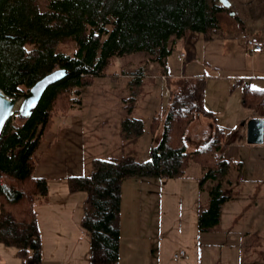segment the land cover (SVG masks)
<instances>
[{
	"label": "trees",
	"instance_id": "obj_1",
	"mask_svg": "<svg viewBox=\"0 0 264 264\" xmlns=\"http://www.w3.org/2000/svg\"><path fill=\"white\" fill-rule=\"evenodd\" d=\"M223 10L231 11V6L220 0H48L45 7L39 0H0V87L14 95L57 67L69 70L46 89L31 115L16 111L0 136L1 237L18 247L25 264L41 262L36 203L48 194L49 180L36 174L38 152L47 134L58 135L82 103V87L114 73L110 68L117 57L139 51L146 63L158 61L165 70L168 57L184 47L191 31L207 40L226 35L218 20ZM143 75V70L135 72L130 82L141 85ZM167 77L172 106L164 118L159 113L151 119L152 134L163 119L162 137L151 157L96 156L91 173L67 177L71 190L86 192L81 224L91 236V264L120 262L124 177H181L198 163L201 187L213 181L208 203L200 206L201 229L217 224L224 203L234 196L224 186L231 181V170L242 171L243 161L224 156L225 128L216 126L195 150L186 145L189 123L200 114L213 115L204 105L205 78ZM138 93L136 89L132 99ZM243 98L245 106L264 117V88L244 85ZM134 101L125 104L129 111ZM120 127L124 138L146 131L143 119L130 115L121 119Z\"/></svg>",
	"mask_w": 264,
	"mask_h": 264
},
{
	"label": "crops",
	"instance_id": "obj_2",
	"mask_svg": "<svg viewBox=\"0 0 264 264\" xmlns=\"http://www.w3.org/2000/svg\"><path fill=\"white\" fill-rule=\"evenodd\" d=\"M231 2V11L223 10L218 13L219 23L225 29L226 35L207 40L203 38L200 32L191 31L186 44L181 49L186 51L185 59L180 60L178 55L181 50L177 51V63L172 66L171 64L168 65V73H163V75L166 76L167 88H169L168 74L173 75L175 78L203 76L205 78L204 105L213 112V115L200 114L197 117L199 119L203 116L212 118L218 121L216 126L232 129L243 119L241 117L243 107H247L243 103L244 85L264 88V49L260 52L251 53L247 43V39L251 35H258L264 40V0H245V5L238 3V0H231ZM160 67L162 68L161 64ZM168 96L169 107L172 106L170 93ZM167 109L162 114L163 118ZM253 117L258 116L253 112L251 118ZM122 118L115 122V135L120 139L121 155H118L120 157L130 154H122L124 145H126L125 140L130 141L145 133L132 138H124L120 127ZM79 120V115L73 112L60 130L59 139L53 140L54 133L49 132L38 152L39 165L36 174L45 176L48 180L50 178L60 179L62 183L61 186H49L48 194L40 197L36 203L38 223L41 230L40 264H91V236L81 224L83 199L86 192L71 190L67 179L69 175H80L85 172L82 163V148L79 146ZM162 122L163 119H161ZM216 126H214V129ZM244 127V130L239 133L238 142L248 138V124ZM214 129H212L211 136ZM209 139L199 143L193 149L187 148L195 150ZM187 143L186 139V145ZM229 149L224 152L226 158L242 160L239 158V146H235L233 151ZM193 167L196 169L193 175L188 172L181 177L140 176L142 178L138 180V184H141V194H144L145 186L157 187V192H160L162 188H168V186L172 189L177 188L182 193L184 192V196H169L166 199L169 213H167L165 221L177 222V224H181L184 220L188 222V234L185 242L180 244L179 247L176 245L170 246L168 250L170 253L168 255L169 259L166 258L165 254H162V247L156 243L155 235L156 232L158 233L156 227L158 228L161 221H163L162 201L158 198L152 199L155 208L160 202L159 211H161V214L150 215V221L154 222L152 224L153 230H149L145 236L144 233L140 235L141 252L145 251V254H147L142 264H264V211L259 208L260 204H264L261 201L263 196L256 199V201H251L253 208L249 218L252 228H236L235 225H228L224 229L220 228L226 208L235 206L237 199L234 195L224 203L219 222L208 229H201L199 226L200 206L208 203L210 190L206 186L201 187L199 183V177L203 174L201 167L197 165ZM234 170L237 169L230 171L231 181L227 183V187L234 185L236 179L242 175V171L239 172L238 170L233 175ZM64 179L66 182H64ZM262 182H264V179ZM254 183L256 184V182ZM253 187L255 188L256 185L251 186V188ZM204 188L207 190L205 195H203ZM140 201L141 205L142 202L144 204L143 198ZM183 202H185V208L181 209ZM148 203L150 204V200H148ZM258 208L259 210L255 211ZM124 227L125 222L121 218L119 264H122V256L124 255L122 251ZM139 233L140 231L137 230V233L133 232V235L137 236ZM126 243L128 252L126 256L124 255L125 264H139L132 257L134 249L138 248L139 240L135 243L134 239L130 238L126 239ZM182 249L186 250V255L180 258L174 256L179 259L177 262L174 261L172 252L175 253L178 252L177 250ZM168 252L165 251V253ZM126 259L128 262H126ZM0 264H25L18 253V247L6 243L2 239L1 225Z\"/></svg>",
	"mask_w": 264,
	"mask_h": 264
},
{
	"label": "rangeland",
	"instance_id": "obj_3",
	"mask_svg": "<svg viewBox=\"0 0 264 264\" xmlns=\"http://www.w3.org/2000/svg\"><path fill=\"white\" fill-rule=\"evenodd\" d=\"M39 1L41 5L45 7L48 0ZM238 1V3L245 5V0ZM145 58V53L140 51L117 57L115 64L110 68L114 73L100 76L93 84L82 87V103L77 105L73 109V112L74 114H78L81 120H79V146L82 148L84 173H91L92 159L96 156L106 158L120 157L118 156L121 155L119 147L120 139L115 135V122L124 116L130 115L143 119L146 131L138 138L130 141L125 140L126 145H124L122 154L130 153L140 161H144L151 157L152 147L159 143L163 132V123L160 124L155 134L149 132L148 127L155 114H163L168 108L169 96L164 94L167 88V81L165 79L166 76L163 75V73H168V67L162 71L158 61L146 63ZM176 63L177 52H174L168 57L167 66H170V64L172 66ZM140 70L144 71V82L141 83V85L136 81L129 82L134 78L133 75L135 72ZM136 89H139V93L136 99H132V96H135ZM133 101L135 102V106L132 111H129L128 108L125 107V104H129ZM252 113L250 108L243 107V112L241 114L243 119L232 129L229 127L225 128L227 137L224 152L229 148V150L233 151L235 146H239V158L243 160V168L241 177L236 179L234 185L227 187V184H225L224 186L225 192L232 191L237 201L235 206L226 208L225 216L220 223L221 229H224L228 225H235L236 228H252L249 218V214L253 208L251 201H256V199H260V197L263 196L261 201L264 202V182H262L264 179V141L250 143L247 140L248 138L242 142H238L237 140L239 133L244 130V126H246L251 119ZM216 125H218L217 120L205 116L201 119L197 117L187 126L184 132L185 138L188 141L187 147L193 149L199 143L209 139L212 129H214ZM58 135L54 134L53 140H58ZM193 164L199 166L195 162L192 163L188 170L191 175L196 172ZM236 172L237 170H234L232 174L235 175ZM140 178L142 177L127 176L123 179L122 218L123 222H125V227L122 233V251L126 256L128 252L126 248V239L132 238L135 243L139 240L138 248L134 249L132 257L133 259L135 258L139 264H142L147 254H145V251L141 252L140 235L144 233L145 236L149 230H153L152 224L154 222L150 221V215L154 216L156 214H161V211H159L161 206L160 202L155 208L152 199L155 200L158 198V200L161 199L162 201L163 221H161L158 228L156 227L158 233L156 232L155 235L157 240L156 243L162 247V254H165L166 258H168L170 254L168 252L170 246L176 245L179 247L180 244L185 242L188 234V222L184 220L181 224H177V222L165 221L167 213H169L166 199L169 196H184V192L182 193L177 188L172 189L170 186H168V188H162L160 192H157V187L145 186L144 194H141V184H138V180H141ZM49 181V186L54 185L53 187H56V185L61 186L62 184L60 179L50 178ZM64 182H66V180ZM212 182V180L207 181L205 186L208 190L212 187ZM254 182H256V184ZM252 185H256V187L251 188ZM204 190L203 195L207 193L205 188ZM142 198L144 204L142 202L141 205L140 200ZM148 200H150V204ZM181 205V209H184L185 202ZM259 208L264 211V204H260ZM259 208L255 211H258ZM127 226L128 228L126 229ZM137 230H139L140 233L134 236L133 232L137 233ZM165 251L168 253H165ZM177 251L179 252L180 250ZM124 255L122 256V264H125ZM172 258L176 262L179 260L174 257V251L172 252ZM126 262H128L127 259Z\"/></svg>",
	"mask_w": 264,
	"mask_h": 264
},
{
	"label": "water",
	"instance_id": "obj_4",
	"mask_svg": "<svg viewBox=\"0 0 264 264\" xmlns=\"http://www.w3.org/2000/svg\"><path fill=\"white\" fill-rule=\"evenodd\" d=\"M231 6V0H220ZM69 74L67 67H57L37 79L28 89L14 95L7 94L0 87V136L7 120L18 111L22 117L31 115L39 104L46 89L62 80ZM248 141L252 143L264 141V117H253L248 122Z\"/></svg>",
	"mask_w": 264,
	"mask_h": 264
},
{
	"label": "built area",
	"instance_id": "obj_5",
	"mask_svg": "<svg viewBox=\"0 0 264 264\" xmlns=\"http://www.w3.org/2000/svg\"><path fill=\"white\" fill-rule=\"evenodd\" d=\"M247 43L249 46V51L251 53H256V52H260L264 49V40L262 39V37L258 36V35H251L248 39H247ZM186 57V51L185 50H181L179 52L178 58L180 60H184ZM170 90L169 88L166 89L165 91V95H169ZM186 255V250L182 249L179 252H175L174 256L177 258H180L182 256Z\"/></svg>",
	"mask_w": 264,
	"mask_h": 264
}]
</instances>
